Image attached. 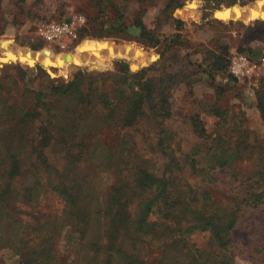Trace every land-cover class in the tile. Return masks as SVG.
<instances>
[{"label": "rangeland", "instance_id": "1", "mask_svg": "<svg viewBox=\"0 0 264 264\" xmlns=\"http://www.w3.org/2000/svg\"><path fill=\"white\" fill-rule=\"evenodd\" d=\"M230 1L0 0V264H264V67L224 69L264 3ZM77 14L68 51L37 35Z\"/></svg>", "mask_w": 264, "mask_h": 264}, {"label": "built area", "instance_id": "2", "mask_svg": "<svg viewBox=\"0 0 264 264\" xmlns=\"http://www.w3.org/2000/svg\"><path fill=\"white\" fill-rule=\"evenodd\" d=\"M85 25L86 18L77 14L68 19L51 20L42 24L37 29V35L49 45L61 51H68L70 45L81 38ZM263 67L264 58L256 60L236 51L228 56L227 71L237 80L256 78L262 73Z\"/></svg>", "mask_w": 264, "mask_h": 264}, {"label": "trees", "instance_id": "3", "mask_svg": "<svg viewBox=\"0 0 264 264\" xmlns=\"http://www.w3.org/2000/svg\"><path fill=\"white\" fill-rule=\"evenodd\" d=\"M143 1V0H142ZM171 1L172 0H168V2L165 4V7L163 8V10H165V9H168L169 8V6L171 5ZM235 0H231L230 2L232 3V2H234ZM264 3V1L263 0H259V1H257V3H256V5H257V7L255 8L256 10H257V13L259 14H262L263 12L261 11V5ZM138 27L140 28V30H141V33L140 34H138L139 36H141V37H143L145 40H147V41H149V42H151L152 41V43L153 44H155L156 42H157V40H155V39H153V37L151 36V35H149V34H145V32H143V31H145V27L143 26V24H142V20L141 19H138ZM108 33V32H107ZM107 33H105V35L107 34ZM110 34V33H109ZM108 34V35H109ZM104 34H95V36H105ZM230 55V54H229ZM228 55V56H229ZM228 56H227V58H226V60H225V66H224V69L225 70H227V63H228ZM35 62V61H34ZM76 68V65H74V66H72V69L74 70ZM63 69V68H62ZM61 70V69H60ZM72 72V71H71ZM51 74L53 75V74H55V72H53V71H51ZM70 74H68V76H69ZM68 76H65V78L66 77H68ZM79 80H78V77L76 76L72 81H70V82H68L67 84H62V85H56V84H53L50 88H49V90H50V92L51 93H53V94H60V95H64V94H67V93H69V92H71V91H75V92H77V90H78V85H79V82H78ZM91 87H93V86H90V88ZM97 91L99 92V89H97ZM150 92V91H149ZM80 94L81 95H83L85 98H86V96H87V94H85L84 92H81L80 91ZM101 95H105V93L104 92H101L100 93ZM41 96H43V94L41 95ZM143 96L142 95H138V91H137V94H134V96H132V97H127V98H125L122 102H117L118 100H110L109 102L110 103H112V105H117L118 104V106H120V105H125L124 106V108H125V110H126V117H127V119L129 120V122H132L133 120H134V118L136 117V115L138 114V111H139V109H140V103H141V100H143V98H142ZM42 102H44L43 100L41 101V99L40 98H37V102L36 103H42ZM103 103V102H102ZM199 133H204V129L201 127L200 129H199ZM148 177V176H147ZM149 178V177H148ZM143 181H145V180H143ZM152 182H153V180H151L150 182L149 181H145V182H141V183H139V185L141 186V187H143V188H147V187H150L151 185H152ZM253 199H258L259 201H263L262 199H264V194L262 193V192H259L258 194H256V196L253 198ZM263 203V205H264V201L262 202ZM145 210H149V207L148 206H146L145 207ZM146 213V212H145ZM211 219V218H210ZM143 221H144V217H142L141 218V222H142V224H143ZM211 223V225H215L214 223H215V221H211L210 222ZM232 221L230 222V224H229V226H224L223 228H222V232L223 231H225L226 232V230H228L229 229V227L230 226H232ZM216 226V225H215ZM219 230H221V228L219 227ZM224 232V233H225ZM225 235V234H224ZM226 236V235H225ZM224 236L222 235V237H221V239H218L219 241H220V246H223V247H225V243H223V238ZM225 240H226V238H225ZM177 242L178 240H174V242ZM232 260V257L227 253V254H225V256H224V259H223V264H229V262ZM195 262H197L198 263V259L196 258L195 259Z\"/></svg>", "mask_w": 264, "mask_h": 264}, {"label": "water", "instance_id": "4", "mask_svg": "<svg viewBox=\"0 0 264 264\" xmlns=\"http://www.w3.org/2000/svg\"><path fill=\"white\" fill-rule=\"evenodd\" d=\"M263 8H264V6H263Z\"/></svg>", "mask_w": 264, "mask_h": 264}]
</instances>
